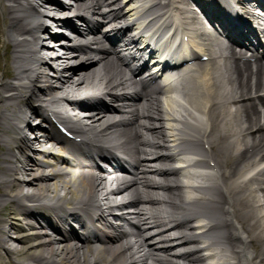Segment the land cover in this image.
<instances>
[{
  "label": "bare ground",
  "instance_id": "bare-ground-1",
  "mask_svg": "<svg viewBox=\"0 0 264 264\" xmlns=\"http://www.w3.org/2000/svg\"><path fill=\"white\" fill-rule=\"evenodd\" d=\"M74 1L0 0V264H264V17L253 7L264 0ZM191 3L228 42L213 49L201 26H180L172 39L196 52L173 79L131 68L145 46L126 41L127 26L99 28L140 12L160 41ZM53 119L79 140L65 142ZM179 176L199 181L195 198ZM71 221L92 233L81 239Z\"/></svg>",
  "mask_w": 264,
  "mask_h": 264
},
{
  "label": "rangeland",
  "instance_id": "rangeland-1",
  "mask_svg": "<svg viewBox=\"0 0 264 264\" xmlns=\"http://www.w3.org/2000/svg\"><path fill=\"white\" fill-rule=\"evenodd\" d=\"M42 5H43V6H46V4H42ZM40 9H41L42 11L45 10L44 8H41V7H40ZM61 39H62V37H61ZM63 39H64V37H63ZM65 40L68 41V39H66V38H65ZM48 43H49V42H48ZM55 47L58 48L56 51L59 52V50H60L59 47H58L57 45H55ZM60 51H61V50H60ZM59 53H60V52H59ZM1 56H2V55H1V50H0V57H1ZM84 61H85V60H84ZM76 62H77V61H74V63H76ZM0 64H3V61H1V59H0ZM47 71H49V70H47ZM51 73H52V71H51ZM81 75H83V73L80 72V73H79V77H80ZM77 77H78V76H77ZM84 111H85V110H84ZM76 112L80 115L79 111H76ZM33 123H34V122H33ZM55 131H56V130H55ZM29 135H32V134L29 133ZM60 148H61V147H60ZM36 157L41 158L40 155H36Z\"/></svg>",
  "mask_w": 264,
  "mask_h": 264
}]
</instances>
